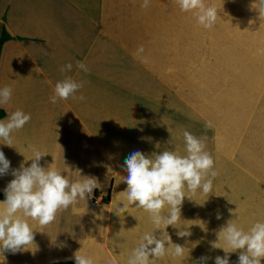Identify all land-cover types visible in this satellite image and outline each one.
Here are the masks:
<instances>
[{
  "label": "rangeland",
  "instance_id": "1",
  "mask_svg": "<svg viewBox=\"0 0 264 264\" xmlns=\"http://www.w3.org/2000/svg\"><path fill=\"white\" fill-rule=\"evenodd\" d=\"M140 2L84 0L83 13L66 7L62 14L65 33L85 47L90 72L81 71L79 80L101 92L95 105L88 104L100 120L101 155L95 160L112 188L127 175L122 165L133 151L151 154L175 150L176 144L183 155L184 130L206 135L218 175L209 197L199 192L193 197L200 203L208 198L203 205L185 198L180 224L188 226L186 219L195 217L193 223L203 221L207 231L195 224L196 250H211L227 220L247 226L264 217V54L258 51L264 49V24L249 10L251 0H208L219 9L210 30L172 0H151L147 10ZM90 129L86 126V157L94 149ZM93 195L89 200L107 203L108 194ZM173 231L172 241L186 245L187 238Z\"/></svg>",
  "mask_w": 264,
  "mask_h": 264
},
{
  "label": "crops",
  "instance_id": "2",
  "mask_svg": "<svg viewBox=\"0 0 264 264\" xmlns=\"http://www.w3.org/2000/svg\"><path fill=\"white\" fill-rule=\"evenodd\" d=\"M66 7L72 8L76 14L80 7L83 13L84 0H0V32L4 29L10 35L3 42L0 52V87L8 85L13 88L12 100L7 108H2L5 113L0 119H6L8 112L16 108H22L31 114L30 122L13 133L15 147L0 144V150L10 161L8 174L0 176V191L4 194L5 187L14 178L11 170L19 168L24 161V156L19 151L26 158L31 157L32 152L28 149L31 145L49 153L41 159V166L47 167L54 162L72 180L81 178L79 170L82 175L96 177L101 187L94 189L96 192L93 193L101 191V195L108 194V202L101 204L88 199L86 214H73L70 207L59 212L56 221L43 229L32 221V226L38 230L34 240L39 250L35 255L31 252H5L3 264H47L68 260L75 264L73 254L82 246L88 255L95 258L96 264H107L110 258H116L119 264H124L128 251L152 227L147 214L142 210L129 207L128 211L132 215L126 213L123 217L125 220H118L114 211L105 208V205L110 204L115 210L118 198L122 195L120 192L127 185L115 181L112 188H108L103 179L105 169L97 164L99 160H95L100 159L101 155V136L96 128L97 125L100 126V120L99 114L95 112L96 108L88 104L92 100L93 105L96 104V95L100 98L101 94L99 89L84 85L77 92V95L83 94L86 97L84 101L69 98L53 104L49 100L54 87L51 84L62 80L66 75L79 80L81 71L76 68V61H85V47H81L79 42L75 43L73 34L65 33L67 28L63 24L68 21L62 18V14L67 13ZM68 63H72V70L61 73L60 68ZM97 111L101 114L100 109ZM86 126L92 127L88 137L94 146L87 157ZM105 158H108L107 155ZM105 190L107 191L104 192ZM191 204L194 201L188 206ZM77 207L84 208L85 203L82 201ZM97 216H102V219H97ZM186 221L189 222L188 219ZM189 223L188 226L191 221ZM101 229L105 236L101 234ZM173 230L172 226L167 229L171 238ZM190 231L192 235L187 237L186 245L181 243L189 258L182 261L166 258L158 264H196L202 256L208 257L205 264H215L216 256H224L222 249L196 250L195 224L190 226ZM174 243L179 242L176 239ZM116 244L120 247H115ZM0 260H3L2 256ZM237 261L238 253H231L229 264H237Z\"/></svg>",
  "mask_w": 264,
  "mask_h": 264
},
{
  "label": "clouds",
  "instance_id": "3",
  "mask_svg": "<svg viewBox=\"0 0 264 264\" xmlns=\"http://www.w3.org/2000/svg\"><path fill=\"white\" fill-rule=\"evenodd\" d=\"M132 2L136 3V0ZM172 2L180 12L191 13L196 24L204 29L210 30L217 23L219 9L215 4L208 3V0ZM150 4L151 0H141L140 7L147 10ZM249 10L256 12L261 25L264 24V0H251ZM258 51L264 54V49ZM72 68V63H68L60 68V72L66 73ZM76 68L84 73L90 72L83 61H76ZM84 84L83 80L66 75L55 83L49 100L53 104L69 98L84 101L86 97L83 94L77 95ZM12 97L11 86L0 87V108H7ZM30 120L31 114L22 108L8 112L6 119H0V144L15 147L13 133L23 129ZM121 124L123 126V123ZM168 131L172 137L169 127ZM182 136L185 153L183 155L178 152L177 145L169 140L168 143L175 145V150L165 147L162 151H153L151 154L135 150L124 160L122 168L127 175L121 176L120 182L126 183L127 187L120 192L122 195L118 198L115 210L110 204L105 205V208L114 211L122 219L126 213L131 214L129 207H134L146 213L148 222L152 225L128 251L124 264H158L166 258L171 261L187 260L189 254L186 256L185 246L172 241L168 227L178 229L176 235L180 238L192 235L190 226L193 224L207 231L205 223L201 220L202 223L181 225V208L186 197L203 205L208 198L200 203L193 197L198 192L201 196L209 197L218 172L214 158L207 150L208 137H197L187 130L183 131ZM155 147L159 149L160 144L157 143ZM28 149L32 152L28 158L19 151L24 156V161L19 168L11 170L14 178L4 189L5 198L0 200V256L3 257L0 264L5 261V252H31L35 255L39 250L34 240L38 230L32 226V221L43 229L56 221L59 212L70 207L73 214L84 215L87 213V201L93 195L94 189L101 187L96 177L82 175L80 170L81 178L72 180L57 168L54 162L47 167L41 166V159L49 153L31 145ZM28 161L31 163L28 164ZM9 169L10 161L0 150V176L8 174ZM82 201L85 207H77ZM229 212L237 217L236 212L231 209ZM216 218L221 219V214L218 213ZM97 219H102V216H97ZM101 234L104 235L102 229ZM215 235L216 239L210 242L211 247L222 249L224 252V256L215 257V264H229L231 253H238L237 264H262L264 217L252 220L247 226L238 223L234 218L229 219L219 227ZM114 246L120 247L119 244ZM72 258L75 264H96L95 258L88 255L83 246L74 252ZM207 259L208 257L202 256L196 264H205ZM107 264H119V261L110 258Z\"/></svg>",
  "mask_w": 264,
  "mask_h": 264
},
{
  "label": "trees",
  "instance_id": "4",
  "mask_svg": "<svg viewBox=\"0 0 264 264\" xmlns=\"http://www.w3.org/2000/svg\"><path fill=\"white\" fill-rule=\"evenodd\" d=\"M10 35L4 30L2 29L0 32V52H1V48H2V44L5 40L9 39ZM5 111L0 108V118L4 115ZM5 198V194H3L0 191V200H3ZM104 202H108V196H105L103 199ZM47 264H73L72 260H68V261H56V262H51V263H47Z\"/></svg>",
  "mask_w": 264,
  "mask_h": 264
},
{
  "label": "built area",
  "instance_id": "5",
  "mask_svg": "<svg viewBox=\"0 0 264 264\" xmlns=\"http://www.w3.org/2000/svg\"><path fill=\"white\" fill-rule=\"evenodd\" d=\"M94 196V195H93Z\"/></svg>",
  "mask_w": 264,
  "mask_h": 264
}]
</instances>
